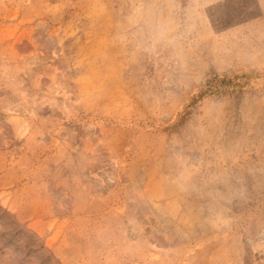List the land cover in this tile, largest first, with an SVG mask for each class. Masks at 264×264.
Here are the masks:
<instances>
[{
    "label": "rangeland",
    "instance_id": "rangeland-1",
    "mask_svg": "<svg viewBox=\"0 0 264 264\" xmlns=\"http://www.w3.org/2000/svg\"><path fill=\"white\" fill-rule=\"evenodd\" d=\"M0 264H264V0H0Z\"/></svg>",
    "mask_w": 264,
    "mask_h": 264
}]
</instances>
